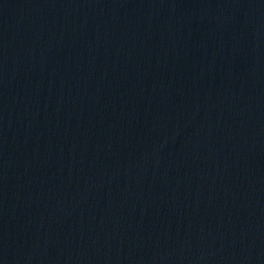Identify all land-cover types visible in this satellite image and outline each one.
Returning <instances> with one entry per match:
<instances>
[{
  "label": "water",
  "instance_id": "1",
  "mask_svg": "<svg viewBox=\"0 0 264 264\" xmlns=\"http://www.w3.org/2000/svg\"><path fill=\"white\" fill-rule=\"evenodd\" d=\"M0 264H264V0H0Z\"/></svg>",
  "mask_w": 264,
  "mask_h": 264
}]
</instances>
